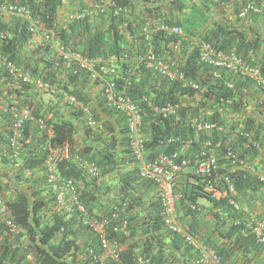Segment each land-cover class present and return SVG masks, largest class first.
<instances>
[{
    "label": "trees",
    "instance_id": "trees-1",
    "mask_svg": "<svg viewBox=\"0 0 264 264\" xmlns=\"http://www.w3.org/2000/svg\"><path fill=\"white\" fill-rule=\"evenodd\" d=\"M206 1L216 2L217 0ZM57 4L58 0H46L43 4L45 5L44 12L32 10L34 20L37 22L41 21L45 24L46 28L56 31L55 12ZM126 6L129 7L128 1L115 0V5L113 8L111 7L113 13L109 14L108 23L109 29L113 34L114 45L109 44L102 33L100 38H97V41L94 42L96 46L94 50L91 48L88 49V51L82 50L79 54V56L84 59L94 61L101 58L108 59L110 56H114L116 61L113 65L106 64L105 66V64H95L93 69L97 73L96 74L92 69H83L74 61L65 60L63 56L56 55V52H52L50 46L43 47V52L46 57H38L43 62V66H47L51 69L52 74L50 76H42V73H40L37 68H33L32 65H29L31 75L36 77L37 80L41 79L44 83L53 87L63 97L67 93H72L79 102H83L90 107L92 114L99 122L98 127L92 128L85 125L86 133L90 137L92 144L87 145L80 153H78V155H75L73 146L75 143L76 127L71 120L59 119L52 125V137L48 138L46 133L42 131L41 134L39 133L40 144L38 143L31 147L25 146L26 150L24 148L20 152V154H24L23 156L21 155V168L19 172H16V174L14 173L13 175L16 177L17 181L22 182L29 181V179L23 175V171L32 172L36 169H41L43 172L45 170L46 174L48 172L46 160L49 155V150L51 148H61L69 145L70 153L72 154L71 158L60 161L57 164V169L61 178L64 177L74 180L75 185L81 192L80 201L88 210L90 217L101 219L110 214L112 206L109 211H105L102 215L97 216L93 214L96 207V205H93L95 203L99 205V202H96L99 194L112 193L111 190L118 186L120 189L118 196L120 198L117 199L118 201L114 204L122 205L125 203L130 209L128 218L130 221L131 233L129 237H124L121 233L116 234L111 232V238L128 246V248L121 253V263L109 260L107 264H136V253L134 249L139 247V244L131 243V240L134 236H137V232H142V235H147L146 239L142 238L139 240L143 243V250H140V252L141 255L150 258V252L154 240L157 239L160 244L163 243L162 239H160L157 234L158 232L162 233L164 230V224L162 221L163 208L160 198L158 199L159 201L153 202L151 205L149 204L147 206L142 198L136 197L134 194L135 191L149 187L150 184L155 185V183L151 180L142 178L140 175V164L136 162L129 146L128 122L125 115L114 108L107 107L106 97L102 91L100 104L106 111L108 110L107 113L109 115L115 113V115L119 117V123H121L122 126L124 125L120 131L121 134H118L116 133L113 124L109 122L107 123L104 119L100 118L90 104L86 102L85 96L82 95L81 85H77L76 88L70 89L68 85H64L59 81L58 76L62 75V73H69L70 77H72L71 79H68L71 84L78 82L79 77L82 78V81L84 82L94 78L97 81H102L103 78L108 80V77H110L111 80L116 83L118 89L144 112V130L149 128L150 131V149L153 151L157 148L155 152L150 153V158L155 157L161 152L167 154L179 152L181 157L189 160L191 164H194L201 154L205 152L207 156L217 157L222 166L223 164L225 165L222 170L223 172L225 171L232 180L238 191V196H242L247 191H256L260 187H264V182L260 180L255 172L240 169L233 170V168L230 167L229 162L224 159L227 147L230 146L231 149L236 151L235 143L233 144L231 141V143L229 142V135H232L234 139H240L243 141L245 145L251 149V152L252 150H256L252 145L250 146L249 144L248 146L245 138L238 135L236 132L238 130L229 127L228 133H219L217 131L206 132L204 130L192 128L188 123L190 120L195 119L196 125L206 122L223 124L218 117V113L214 112L211 115L206 114L208 102H213L217 105L221 104V106L224 105L223 108H227L233 112L240 111L245 107V104L243 100L239 98V87L241 82L244 83L249 79L234 76L223 69H216L202 63L199 60V52L197 49H193V53L188 56L185 63L180 65L178 69L184 74L183 79L169 80L155 73L141 62L143 57L145 58L147 55L149 47L146 44L141 28L140 30L134 31L132 28V22L129 19H126L125 13L128 12ZM183 6L184 3L182 2L180 3L179 8L182 9ZM119 7L126 8V12L116 14V9ZM145 12L150 15V9L148 10V6ZM16 19L17 20H15L12 27L7 26L0 20V33L6 34L7 36L5 40H0V54L16 67L23 69V67H25V58L22 53V48L30 39L32 33L28 30V26L23 18ZM134 21L142 23L139 14H135ZM22 22L23 24H21ZM165 22V24L171 26L174 25L170 20H165ZM125 32H131L133 37L138 40L137 47L131 46V41L125 37ZM183 32L195 36V32H192L190 24ZM150 33L152 37L150 40V46L153 45L157 57L165 63H170L166 59L165 53L167 51H165L164 47H166L167 43L171 42H175L176 44L182 43L181 38L177 36L169 37L164 32L157 30L150 31ZM236 39H239L240 42ZM203 41L212 44L217 50L223 52L235 51L240 55H242V50L248 51L251 46L247 44L248 42H246V38L242 32H233L230 28L220 25H218V29L211 31ZM58 42L62 43L60 44L61 47L67 46L71 48V46H69L70 37L66 30L56 31L53 43L56 45ZM103 49H109V55ZM71 51L76 52L72 48ZM135 56H139V62H133ZM242 56H246V54ZM177 60H179V58H177ZM102 66L112 68L114 72L112 74L105 73L104 75L102 72L103 70L101 69ZM12 79L19 84L22 83V81L18 79L15 74L10 73L6 67L0 66V80L8 83V81H12ZM229 82L234 84V89L229 88ZM191 83L196 84L198 90L191 86ZM21 85H24V83ZM8 93L11 95L13 91L9 90ZM196 96H200V102L196 100ZM150 102L158 108H162L168 103L180 104V109L178 111L179 114L167 119H162L160 114L154 112L153 108L150 106ZM75 111L77 115L85 118V114L82 110L75 109ZM0 116V118L3 117L8 121V125L12 123V116H9L10 119L1 111ZM249 123L250 122L248 121L244 131L250 132L253 140L260 142L258 134L252 132L256 121H252L251 124ZM28 128L29 126L25 125V135L29 133ZM11 137L12 130L8 131V139L1 135L0 142H8L11 140ZM170 139H174L175 141L169 143L168 141ZM207 143H210V145L208 146ZM181 148L189 150L188 153L186 152L183 154L180 151ZM249 154L251 155V153ZM19 156H17V158ZM246 156L243 154L241 155L245 160L253 159ZM78 157L86 162L95 163L99 169V175L93 177L86 172L78 162ZM5 162L14 166V163L11 160H5ZM254 169L256 171L255 167ZM112 171H115L117 180H112V182H110L112 186H104L102 177L107 174L109 175ZM3 175H5L4 172ZM3 175L0 174V177ZM45 177L47 183V174ZM190 177L193 178L195 182H192L190 178H186L180 185V191L184 195V199L180 204L185 210L184 212L186 216L194 215V212L190 208L192 204L197 203V200L200 198H207L220 210L231 212L232 216H235V218L236 216L241 217V207L237 210L228 203V199L224 198L222 200H216L210 195H207L203 190V184L201 183L200 177L194 173H192ZM3 189L5 188L2 183H0V194ZM29 189L31 190V187ZM39 193V190H33L30 193L28 191H18V195L15 199H9L6 201L9 209L14 212L15 217L11 219L19 229L18 232H11L3 222L0 223V238L3 237L4 239L0 242V258L23 264L21 261L26 259L28 254H32L34 257L33 262L37 264H76L75 258H71V256H75V252H79L81 246L74 239L73 225H81V223L78 222V219L71 223L65 222L62 216L55 212V196L52 192L51 195H53V197L49 199L39 197ZM137 208H140V211H142L141 214H138L139 210L136 214L134 213V210ZM50 211L53 212L52 215L49 213V215L45 214V212ZM143 213L144 220L142 226L139 227L138 230H135L137 227H133V222L134 220L139 219V216ZM262 219L264 218H259V220ZM251 220L238 219L237 222L235 221L230 226L228 233L222 236L229 240L233 249L238 250L243 248L245 252L246 250H255L260 253L264 248V245L258 243L256 236L252 234L251 230L247 227ZM192 224L195 231V225L194 223ZM86 229L90 241L89 246H86L85 248V252L88 248H94L98 254H101L102 251L99 247L97 238L94 237L95 234L93 230L89 227ZM173 235L175 237L174 243L177 248L180 249L181 247H184L190 254L192 249L185 246L177 235ZM26 236L29 241L27 245L23 241V237ZM205 244L214 248L222 259L229 264L227 262V255L230 254L231 256L233 254L232 250H222L209 243ZM13 245H16V248H13ZM3 246L5 247V250L2 251ZM9 253L10 256H8ZM191 255L193 256L194 264H197L196 252H191ZM151 259L156 264H167L165 263L166 261H163L164 258L161 255H156ZM90 262L91 259L89 258L87 264H90Z\"/></svg>",
    "mask_w": 264,
    "mask_h": 264
},
{
    "label": "crops",
    "instance_id": "crops-1",
    "mask_svg": "<svg viewBox=\"0 0 264 264\" xmlns=\"http://www.w3.org/2000/svg\"><path fill=\"white\" fill-rule=\"evenodd\" d=\"M46 0H0L1 3H17L28 6L31 10L44 12ZM129 3L128 12H126V19L132 22V28L134 31L143 29L144 26L149 25L150 30L154 31L157 27L166 23L165 20H170L174 25L180 26L183 31H185L184 22L189 21L192 32H195V36L186 34V38H181L180 44L175 42L167 43L164 47L167 61L170 64H174L178 67L185 63V60L193 52V49H196L195 45L201 42H204V38L218 29V25L228 27L233 32L239 31L242 32L246 38L247 44L251 45L248 51L242 50L241 54L247 57L251 56L254 58L253 63L260 66L264 70V13L250 15L247 18H239L238 12L245 5L247 0H217L216 2H207L206 0H126ZM184 3V6L179 8L180 3ZM115 0H58L56 12H55V26L56 31L66 30L67 34L70 37L69 46L76 52H72L74 55V61L76 64L78 62L75 60V57L79 56L82 50L88 51V49L94 50L96 48L94 42L97 41V38H100L102 33L106 41L114 45L113 34L109 29L108 18L109 14H112L113 6ZM150 9V15L145 11ZM112 7V8H111ZM178 7V8H177ZM135 14H139L142 20V23L134 21ZM80 15H84L82 18H78ZM39 17V15H38ZM0 20L9 27L13 26L16 17L12 16L9 12L0 10ZM27 26L30 25L27 21H24ZM144 22V23H143ZM23 24V22L21 23ZM144 24V25H143ZM192 24V25H191ZM40 29L37 30L28 40V42L22 48V53L25 58V67L23 70L30 72L29 65H32L33 68H37L42 76H50L52 74L51 69L47 66H43L40 56H45L43 52V47L50 46L52 52H56V55L61 56V42L54 45L53 38L56 35L55 30H50L46 28L45 24L39 21ZM51 33V39H45V32ZM233 34V33H232ZM125 37L131 41V46L137 47L138 40L133 37L131 32H125ZM240 42L239 39H236ZM56 42V41H55ZM147 44V43H146ZM149 49L154 50L153 45H148ZM243 46V45H242ZM241 47V45H240ZM79 50V51H77ZM109 55V49H103ZM178 56V57H177ZM39 57V58H38ZM46 57V56H45ZM114 56H110L108 59L101 58V62L98 64H114L116 60H113ZM137 57V58H136ZM179 58V60H177ZM133 62H139V56H135ZM75 64V65H76ZM105 66H102V72L106 73ZM66 73V74H65ZM62 75L58 76L59 81L62 84H66L70 89L76 88V86L81 85L82 95L85 96L86 102L90 104L95 113L104 119L107 123L113 124V127L116 133L121 134L120 131L124 127L119 123L118 116L115 113L109 115L107 111L100 104V97L102 96V83L94 79H89L88 81H82V78L79 77V81L76 83H69V78L71 79L69 73L65 72ZM110 78V77H108ZM83 82V85H82ZM22 84V83H21ZM15 80L8 81L5 83L0 80V111L6 114L8 117L12 116V110L17 107H23L30 105L32 108V118L27 122L29 126L28 134L23 135V148L25 146L31 147L35 146L40 141L39 133H42L38 119L42 118L46 120L49 125V130L46 133L48 138L52 137L53 130L52 125L57 122L59 119L71 120L76 129L75 134V143L73 146V151L75 155H78L84 147L89 144H92L90 137L86 133V117H80L76 114L75 107L69 104L68 100L65 97L61 96L53 87L41 86L37 83L36 77L33 76L32 82L29 84L21 85ZM47 84V83H46ZM27 85V86H26ZM11 90L13 93L10 95L8 91ZM239 98L243 100L245 107L240 111H230L227 108H223L221 104L217 105L213 102H208L206 107V114L211 115L212 113H218V117L223 124L227 127H233L236 130H245V126L248 124V121L251 124L252 121H256L254 124L253 133H257L262 144V150H252L245 145L240 139H234L232 135H229V142L235 143V150L241 156L247 155L248 158H253L248 160L255 168L256 174L264 178V91L254 82L247 80L246 82H241L239 87ZM72 94V93H71ZM198 102L201 101L200 96H196ZM196 102V103H198ZM233 102V101H232ZM75 108V109H74ZM155 112V111H154ZM119 113V112H118ZM1 117V116H0ZM9 117V118H10ZM12 118V117H11ZM10 118V119H11ZM192 128H196L195 119L188 122ZM146 126V125H145ZM127 128V127H126ZM8 131H10V125L8 121L3 117L0 118V136L6 137L8 139ZM146 144H147V153L146 159L150 158V153L155 152L150 149V131L149 128L144 130ZM199 132V131H197ZM43 135V134H42ZM10 140V139H9ZM230 142V143H231ZM41 143V142H40ZM39 143V144H40ZM209 146L210 143H207ZM104 147V146H101ZM67 148L70 150L69 145H66L64 149ZM26 150V148H25ZM71 151V152H73ZM180 151L185 154L189 150L180 149ZM251 153V155L249 154ZM22 153L18 158L13 156L11 150L10 141L0 142V174L5 175L0 177V183L4 186L5 189L2 190L0 198L5 202L7 200L15 199L18 195V191H28L29 193L33 190H39V197L44 199L52 198L51 191L46 183L45 170L44 172L41 169H36L32 172L26 171L22 172L29 181H17L16 177L13 176L14 173L19 172L20 160L22 159ZM246 156V157H247ZM5 160H11L14 163V166ZM141 165V164H140ZM223 166H225L223 164ZM131 167V166H129ZM25 173V174H24ZM194 173L193 165H190L186 168L184 174L178 178L177 191H180V185L183 180L190 178L192 182H195L191 178V174ZM112 180H117L115 171H112L109 175L102 177V182L104 186H112L110 182ZM31 187V190L29 189ZM119 187L111 190L112 193H102L99 194L97 198V203L94 209L95 215H102L105 211H109L110 207L117 202L120 197L118 196ZM122 194V193H121ZM120 194V195H121ZM135 196L140 197L144 200V203L148 206L153 202L159 201L160 198L159 190L157 185L150 184L149 187L135 191ZM122 196V195H121ZM134 196V197H135ZM133 198V197H132ZM237 203L241 207V217L235 218L232 216V213L229 211H222L219 208L215 207L211 201L207 198H200L197 200L196 205H198V212L192 216H186L185 210L178 204V219L181 223H186L188 220H192L195 225V231L199 239L204 243H209L219 249L232 250L233 254L230 256L227 255V262L229 264H264V248L259 253L255 250L248 251L241 249H233V246L229 243L227 238H223L222 235H225L230 230V226L237 220H258L259 218H264V187H260L256 191H247L242 196L237 197ZM139 210V211H138ZM141 214L140 208L134 210V213ZM53 214V212H45V214ZM48 214V215H49ZM10 215L14 216V212L11 210ZM47 217V215H46ZM91 219H96L97 217ZM141 219V220H140ZM144 220V213L139 216V219L134 220L133 227L135 230L142 226ZM87 226L81 221V225H73V236L78 244L81 246L79 252H75L76 264H87L88 257L85 252L86 246H89L90 238L86 232ZM158 232V236L162 239L163 243H159L156 239L154 240L150 252V258L161 255L166 261L167 264H194L193 256L184 247L180 249L177 248L174 243L175 237L167 229L162 233ZM137 236L131 240V243H138L139 247H136L135 253L141 254L140 250H143L142 242L140 239H146L147 235H142V232H137ZM93 237V236H92ZM4 240L3 237L0 238V242ZM24 243L28 244V237H23ZM160 244V245H159ZM161 247V249H160ZM1 248V246H0ZM13 248H16V245H13ZM128 246L122 244L123 251L126 250ZM5 250L3 246L2 251ZM161 251V252H160ZM229 251V252H230ZM10 256V253L9 255ZM100 263L107 264L109 261L108 253L101 252ZM32 254H28L26 259L21 261L23 264H37L34 263ZM69 259V258H68ZM71 260V259H70Z\"/></svg>",
    "mask_w": 264,
    "mask_h": 264
},
{
    "label": "built area",
    "instance_id": "built-area-1",
    "mask_svg": "<svg viewBox=\"0 0 264 264\" xmlns=\"http://www.w3.org/2000/svg\"><path fill=\"white\" fill-rule=\"evenodd\" d=\"M115 5V4H114ZM1 9V7H0ZM8 12L23 18L30 23L28 30L35 33L40 29L39 22L34 20L31 10L24 6L10 5L8 6ZM126 12V8L119 7L116 9V14ZM264 13V0H247L245 5L238 12L239 18H247L250 15H258ZM84 17V15H82ZM157 31L164 32L167 36H177L180 38H186L180 26L168 25L165 23L160 24ZM155 30V31H156ZM150 26L143 27L142 32L145 37V41L150 45L151 33ZM45 39H51V33L45 32ZM6 34L0 33V40L6 39ZM199 52V60L216 69H223L234 76L247 78L250 81L257 84L264 91V70L253 64V57H242L235 51L223 52L217 50L212 44L207 42H201L195 45ZM61 56L65 60H74V55L70 47H61ZM78 65L87 70H94L95 64L101 62V60H89L80 56L75 57ZM113 60H116L113 57ZM147 68L158 72L163 77L169 80H181L184 78V74L176 67L168 65L160 61L157 55L152 49H149L145 58L141 61ZM0 66H4L15 74L18 79L23 83H30L33 80V76L30 72L16 67L13 63L9 62L0 54ZM95 72V70H94ZM114 70L112 68L106 69V73L112 74ZM96 73V72H95ZM97 74V73H96ZM102 91L106 97V104L108 108H114L125 115L128 122V138L129 146L131 148L132 155L136 159V162L140 165V175L142 178L151 180L158 187L160 194V201L163 208L162 221L164 227L172 234L177 235L183 244L191 248L197 254V264H227L218 252L207 246L202 242L196 232L193 229L192 220H188L186 223L179 222L177 207L178 204L184 199V195L177 191L178 178L184 174L186 168L190 166V161L181 157L179 152H173L171 154L159 153L150 160L146 159V139L144 134V112L121 90L118 89L116 83L111 78L102 79ZM37 83L41 86L49 88L44 85L41 79L37 80ZM196 88L194 84H191ZM229 88L234 89L232 82L228 83ZM51 89V88H49ZM65 99L69 104L80 109L84 112L86 122L89 127H98L99 122L95 119L88 105L83 102H79L73 95L65 94ZM150 106L153 110L162 116V119H167L171 116L179 114L180 104L168 103L162 108L155 107L152 103ZM31 109L26 106L22 109L14 108L12 110V124H10V130H12V137L10 140L13 156L17 157L20 154L22 148V136L25 123L32 117ZM40 128L43 132H48L44 120H38ZM197 130H204L206 132L217 131L219 133L225 132L226 129L218 123H199L196 126ZM242 138L247 140L248 146L252 145L257 151L262 150V145L259 141H255L252 138V134L249 132H239ZM174 139H170L168 142H174ZM162 144V143H160ZM70 150L67 148H51L46 160L48 166L47 169V185L55 196V212L62 216L65 222L71 223L74 220L91 228L97 238L99 247L102 252L108 253V259L121 263V253L123 252L122 244L117 240L110 237L111 232L119 234L124 237H129L131 233L130 221L128 213L130 209L127 204H114L111 207L110 214L101 219H91L88 210L80 201L81 192L75 185L74 180L70 178H64L59 175L57 164L64 160L71 158ZM226 159L230 167L240 170H250L256 173L254 166L248 161L243 159L237 151L229 147L226 148ZM78 162L91 176L97 177L99 175V169L95 163H90L77 158ZM194 174L200 177L203 184V190L207 195L215 198L216 200L228 199V203L233 208L239 210L240 206L237 203L238 191L229 178L228 174L223 170L219 162V159L215 156H207L205 152L201 154L194 164ZM260 180L264 182V178L259 176ZM194 215L198 212V205L195 203L190 206ZM192 215V214H191ZM10 210L5 201L0 198V223L4 225L11 232H18V226L11 219ZM247 227L251 230L252 234L256 236L258 243L264 245V219L251 220ZM111 231H110V230ZM88 259H91V263H99L101 254H98L94 248H88L86 251ZM136 264H156L151 258L145 257L139 253L136 254ZM0 264H18L7 259L0 258ZM160 264V263H159Z\"/></svg>",
    "mask_w": 264,
    "mask_h": 264
},
{
    "label": "clouds",
    "instance_id": "clouds-1",
    "mask_svg": "<svg viewBox=\"0 0 264 264\" xmlns=\"http://www.w3.org/2000/svg\"><path fill=\"white\" fill-rule=\"evenodd\" d=\"M10 5H18V6H24V7H26V8H28L29 10H31L28 6H26V5H23V4H17V3H11V2H9V3H7V4H3V3H1L0 2V7H1V9L0 10H4V11H6V12H8V6H10ZM31 12H32V10H31ZM11 14V13H10ZM32 14H33V12H32ZM12 16H14V17H16V18H21V17H18V16H16V15H13V14H11ZM78 18H82V15H80ZM32 33V32H31ZM32 34H34V33H32ZM154 51V50H153ZM155 53V52H154ZM156 54V53H155ZM160 61H162V60H160ZM163 62V61H162ZM163 63H165V62H163ZM165 64H168V65H171V66H174V68L176 67L177 69H179V67L178 66H176V65H174V64H170V63H165ZM254 64V63H253ZM255 65V64H254ZM109 68V67H108ZM25 71H27V70H25ZM154 71V70H153ZM181 71V70H180ZM29 72V71H28ZM155 73H157V74H159L158 72H156V71H154ZM31 74V73H30ZM104 75H105V73H103ZM160 75V74H159ZM162 76V75H161ZM36 81H37V79H36ZM32 82V81H31ZM23 83V82H22ZM44 83V82H43ZM102 83V82H101ZM24 84H29V83H24ZM191 84H194V83H191ZM190 84V85H191ZM44 85H46V86H49V85H47L46 83H44ZM195 86H196V90H198V87H197V85L196 84H194ZM192 86V85H191ZM50 87V86H49ZM68 94V93H67ZM69 95H72V94H69ZM65 97V96H64ZM150 103H152V102H150ZM167 105V104H166ZM26 106H28L30 109H31V112H32V108H31V106L30 105H26ZM26 106H23V107H26ZM23 107H17V108H19V109H22ZM156 107V106H155ZM164 107V106H163ZM32 115V114H31ZM32 118V117H31ZM44 120L42 117L41 118H39L38 120ZM30 120V119H29ZM28 120V121H29ZM27 121V122H28ZM27 122L25 123V125L27 124ZM44 122H45V125H46V127H47V131L49 130V125H48V123L46 122V120H44ZM207 123V122H206ZM211 123H214V122H211ZM12 124V123H11ZM218 124H221V123H218ZM225 129H226V131L225 132H229V127H227L225 124H221ZM88 126V125H87ZM24 128H25V126H24ZM93 128V127H92ZM53 130V129H52ZM247 132V131H244V129L243 130H241V131H236L237 133H239V132ZM46 133V132H45ZM250 133V132H249ZM23 135H24V129H23ZM239 135V134H238ZM241 137V136H240ZM23 136H22V139H21V142H22V148H23ZM10 146H11V144H10ZM22 148H21V151H22ZM61 148H64V147H61ZM11 150H12V148H11ZM20 151V152H21ZM20 155V154H19ZM15 158H17V157H15ZM151 158H149V159H147V160H150ZM6 203V202H5ZM7 204V203H6ZM8 206V205H7ZM9 208V207H8ZM10 210V209H9ZM11 211V210H10Z\"/></svg>",
    "mask_w": 264,
    "mask_h": 264
},
{
    "label": "rangeland",
    "instance_id": "rangeland-1",
    "mask_svg": "<svg viewBox=\"0 0 264 264\" xmlns=\"http://www.w3.org/2000/svg\"><path fill=\"white\" fill-rule=\"evenodd\" d=\"M189 24H190V22L185 21L183 25H184L185 28H188L189 27Z\"/></svg>",
    "mask_w": 264,
    "mask_h": 264
}]
</instances>
